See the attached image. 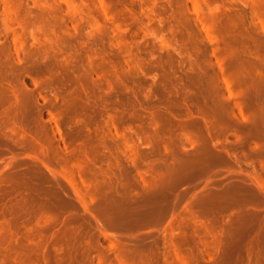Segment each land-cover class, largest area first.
<instances>
[{
	"label": "rangeland",
	"instance_id": "obj_1",
	"mask_svg": "<svg viewBox=\"0 0 264 264\" xmlns=\"http://www.w3.org/2000/svg\"><path fill=\"white\" fill-rule=\"evenodd\" d=\"M0 264H264V0H0Z\"/></svg>",
	"mask_w": 264,
	"mask_h": 264
}]
</instances>
